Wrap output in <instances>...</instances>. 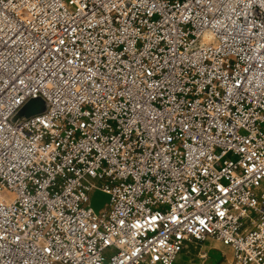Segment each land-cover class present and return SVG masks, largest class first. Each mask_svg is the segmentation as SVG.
Masks as SVG:
<instances>
[{"label":"built area","instance_id":"1","mask_svg":"<svg viewBox=\"0 0 264 264\" xmlns=\"http://www.w3.org/2000/svg\"><path fill=\"white\" fill-rule=\"evenodd\" d=\"M208 240L264 264V0H0V264Z\"/></svg>","mask_w":264,"mask_h":264},{"label":"rangeland","instance_id":"2","mask_svg":"<svg viewBox=\"0 0 264 264\" xmlns=\"http://www.w3.org/2000/svg\"><path fill=\"white\" fill-rule=\"evenodd\" d=\"M43 101L28 100L21 108L22 113L31 111L38 113L42 110ZM108 202V196L99 191H93L89 195V205L98 212ZM206 253L205 259L201 256ZM180 257L187 262L179 264H230V250L214 240H208L198 245H188Z\"/></svg>","mask_w":264,"mask_h":264},{"label":"water","instance_id":"3","mask_svg":"<svg viewBox=\"0 0 264 264\" xmlns=\"http://www.w3.org/2000/svg\"><path fill=\"white\" fill-rule=\"evenodd\" d=\"M35 101H36V100H35ZM44 110H45V105H44V103H42V110H41L40 112H38V113H33V112H31V111H28V112H26V113H22V110H21V111L18 113V115L16 116V118H19V117H25V118H27V117L32 116V115H34V114L42 113Z\"/></svg>","mask_w":264,"mask_h":264},{"label":"crops","instance_id":"4","mask_svg":"<svg viewBox=\"0 0 264 264\" xmlns=\"http://www.w3.org/2000/svg\"><path fill=\"white\" fill-rule=\"evenodd\" d=\"M185 262H187V260L185 258L178 256V258L176 259L174 264L185 263Z\"/></svg>","mask_w":264,"mask_h":264}]
</instances>
